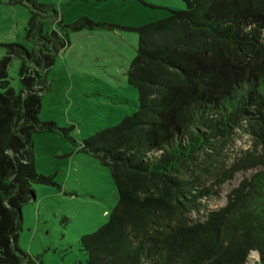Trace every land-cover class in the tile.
<instances>
[{"label": "trees", "instance_id": "1", "mask_svg": "<svg viewBox=\"0 0 264 264\" xmlns=\"http://www.w3.org/2000/svg\"><path fill=\"white\" fill-rule=\"evenodd\" d=\"M25 1L33 47L6 44L0 61V264H34L18 246L21 209L35 201L34 184L52 180L35 170L33 135L75 144L71 128L38 117L68 34L44 32L45 21L62 23L58 12ZM185 2L136 29L127 70L136 112L78 145L109 168L118 195L108 222L79 240L89 264H264V0ZM242 138L246 148H235Z\"/></svg>", "mask_w": 264, "mask_h": 264}, {"label": "rangeland", "instance_id": "2", "mask_svg": "<svg viewBox=\"0 0 264 264\" xmlns=\"http://www.w3.org/2000/svg\"><path fill=\"white\" fill-rule=\"evenodd\" d=\"M58 12L61 24L45 21L44 32H67L69 46L56 56L46 75L51 90L41 97L39 120L71 128L75 144L57 134L33 135L34 165L52 184H34L35 201L21 209L19 248L34 264H89L79 240L105 225L117 203L111 172L78 145L116 126L137 110L138 91L127 83V70L138 47L136 29L186 10L185 0H36ZM31 8L25 0H0V61L5 45L32 49L26 30ZM89 20L96 28L70 26ZM69 26V27H62ZM21 60L8 68L11 87L22 90ZM246 138L236 147L246 148ZM236 180V179H235ZM224 187L226 194L236 181ZM224 194L213 208L225 203ZM252 264L259 261L251 256Z\"/></svg>", "mask_w": 264, "mask_h": 264}]
</instances>
